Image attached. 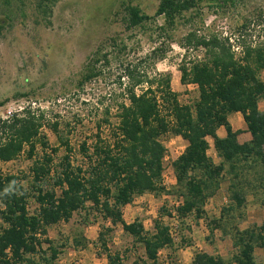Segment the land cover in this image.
I'll use <instances>...</instances> for the list:
<instances>
[{
  "label": "rangeland",
  "instance_id": "374dc122",
  "mask_svg": "<svg viewBox=\"0 0 264 264\" xmlns=\"http://www.w3.org/2000/svg\"><path fill=\"white\" fill-rule=\"evenodd\" d=\"M159 2L0 1V120L21 114L23 109L42 114V133L48 143L45 150L38 145L31 159L24 153L12 162L0 163V173L15 175L33 193L32 169L42 163L44 153L52 158L53 173L60 170L66 152L57 136L68 144L72 165L82 164L81 145L86 143L90 148L97 135H108L109 125L116 122L117 107L127 103V91L132 86L139 94L145 89V82H161L168 75L171 91L179 103L193 105L198 89L193 84L180 83L179 65L190 66L205 58V50L195 47L198 39H215L230 46L236 59L246 49L264 43V0H200L173 25L153 18L140 27L129 28L128 6L138 7L142 14L153 17ZM138 82H142L140 86H134ZM241 119L240 114L228 117L234 129ZM208 141L211 146L207 155L218 165L220 159L213 142ZM162 143L166 149L163 185L171 194L136 197L122 209V218L127 224L141 222L148 234L154 232L155 221L169 228L173 245L159 252L158 264H192L195 252H203L223 238V229H215L212 221L219 218L228 200L215 204L211 198L228 178L223 176L216 192L207 199L202 220L196 223L193 215L177 219L174 211L181 199L179 190L176 192L172 163L187 143L172 134L165 135ZM52 148L57 152L52 153ZM52 182L48 178L44 189H51ZM255 204L259 203L246 200L241 210L243 220L233 214V225L226 224L225 214V231L231 228L232 232L242 224ZM28 209L31 213L36 209L32 199ZM100 235L106 239L109 252L120 255L122 264H150L143 246L126 234L121 225L113 226L104 220L90 204L73 213L68 222L48 229L45 238L58 251L55 261H50L47 243L32 257L37 264H74L75 260H80V264H106ZM76 240H81V244H76Z\"/></svg>",
  "mask_w": 264,
  "mask_h": 264
},
{
  "label": "trees",
  "instance_id": "16d2710c",
  "mask_svg": "<svg viewBox=\"0 0 264 264\" xmlns=\"http://www.w3.org/2000/svg\"><path fill=\"white\" fill-rule=\"evenodd\" d=\"M199 1L160 0L153 17L142 14L138 7L128 6V26L140 27L153 18L173 25ZM195 47L205 50V58L190 66L179 65L180 83L193 84L198 89L193 105L179 103L168 75L161 82H145L146 87L139 94L132 86L127 91V103L117 107L116 122L109 125L108 135H97L91 149L86 143L81 145L82 164L72 165L68 144L57 136L66 152L60 170L53 173L52 158L44 153L42 163L32 169L33 193L15 175L0 173V264H37L32 255L44 243L49 244L50 261H55L58 251L45 238L48 229L68 222L73 213L87 204L111 225H121L143 246L147 261L158 264L159 252L173 245L169 228L155 221L154 232L148 234L139 221L125 223L122 209L136 197L171 194L166 191L162 176L166 154L162 138L167 134L187 143L172 163L176 192L179 190L181 199L174 211L177 219L193 215L196 223L202 220L207 199L216 192L223 176L229 179L228 206L212 223L215 229H223V238H232L236 254L232 261H225L197 251L192 264H257L254 250L264 249V222L242 231L235 226L232 232L231 228L226 232L223 219L227 214L226 224H230L236 213L242 219L247 196L264 193V112L258 108L259 101L264 100V43L246 49L240 59L235 58L230 46L215 39H198ZM232 114L241 115L251 137L248 142H238L241 131H234L228 121ZM42 120V114L30 109L0 120V163L12 162L24 153L31 159L38 145L42 150L48 148ZM53 128L56 130V125ZM219 128L224 129V138L217 136ZM208 139L220 159L218 165L207 155ZM51 152L56 153L57 149L52 148ZM48 178L53 182L51 189L46 190ZM30 199L36 205L32 213L28 209ZM99 241L106 264H122L119 254L109 252L102 235ZM75 243L79 245L81 240Z\"/></svg>",
  "mask_w": 264,
  "mask_h": 264
},
{
  "label": "crops",
  "instance_id": "0c3cea01",
  "mask_svg": "<svg viewBox=\"0 0 264 264\" xmlns=\"http://www.w3.org/2000/svg\"><path fill=\"white\" fill-rule=\"evenodd\" d=\"M258 108L260 112H264V100L259 101ZM232 129L234 131H241V134H239V136L237 137V140L240 144L248 142L251 139L250 134L246 132V126L242 119H241V123L238 124V127L236 129L232 127ZM216 134L219 138L225 137V131L223 128H219ZM209 146H211L210 143ZM228 185H229V179H227V182H225L222 186H220V189L217 191V193L213 195L211 199L215 204L217 201H221V203L227 202ZM246 200L247 203L248 202L254 203L256 201L259 204L258 205L255 204L254 209L247 212L246 220L242 224H239L237 226L241 231L249 227L260 226L264 222V206H262V204H264L263 191L254 192L253 194L247 196ZM261 206L262 208H260ZM213 214L216 215V210L214 211ZM203 252L209 255L218 256L225 261L226 260L232 261L233 256L236 254V249L233 247V241L229 239V237H227L225 239L218 238L217 241L212 246L205 249ZM254 258L257 264H264V249L256 248L254 250Z\"/></svg>",
  "mask_w": 264,
  "mask_h": 264
},
{
  "label": "built area",
  "instance_id": "2783aa9c",
  "mask_svg": "<svg viewBox=\"0 0 264 264\" xmlns=\"http://www.w3.org/2000/svg\"><path fill=\"white\" fill-rule=\"evenodd\" d=\"M74 264H80V260H75Z\"/></svg>",
  "mask_w": 264,
  "mask_h": 264
}]
</instances>
